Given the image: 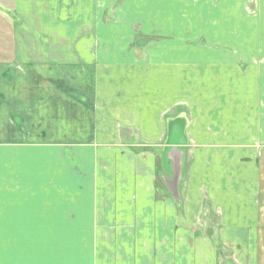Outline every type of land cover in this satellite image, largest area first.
I'll return each mask as SVG.
<instances>
[{"label":"crops","instance_id":"0c3cea01","mask_svg":"<svg viewBox=\"0 0 264 264\" xmlns=\"http://www.w3.org/2000/svg\"><path fill=\"white\" fill-rule=\"evenodd\" d=\"M55 1L62 46L0 48V217L29 187V231L91 233L92 264H258L264 48L195 46L174 0L138 37L67 33L81 0Z\"/></svg>","mask_w":264,"mask_h":264},{"label":"rangeland","instance_id":"374dc122","mask_svg":"<svg viewBox=\"0 0 264 264\" xmlns=\"http://www.w3.org/2000/svg\"><path fill=\"white\" fill-rule=\"evenodd\" d=\"M153 1L155 0H96V3H89L88 0H81L80 5L77 2L71 9L66 10L71 14L75 7L77 10L81 6V28H78V23H71L68 25L71 29H66L65 32L87 31L88 16L91 14L94 28L95 19L101 22L97 25L99 31H129L136 33L138 37V32H144L139 18L144 20L149 16L153 17V14H150L154 11V8H151ZM18 4L15 11L12 9L14 4L11 0H0V48L14 47L11 35L13 38L15 26L20 48L42 46L41 39L29 40L32 32L52 33L54 38L45 42H49L51 47L59 44L62 46L57 34L62 32L63 26L48 20L50 15L55 18L61 11L65 13L61 8L56 9L58 5L55 0H19ZM174 4H177L176 9H180L178 11L183 20L187 21V17L197 19L201 22L197 24L198 30L203 29L209 33L205 38L197 40L195 46L240 47L245 51L264 48V0H174ZM51 5L54 6L47 13ZM171 5L173 2L162 3L165 8L163 11L170 9ZM13 13L16 14L11 17L14 23L9 16ZM28 188L23 187L18 194V215L0 217V264H92L91 246L89 247L91 233L29 231ZM262 220L258 264H264V210ZM94 235L96 238L95 233ZM101 257L103 262L99 264H109L106 254Z\"/></svg>","mask_w":264,"mask_h":264}]
</instances>
